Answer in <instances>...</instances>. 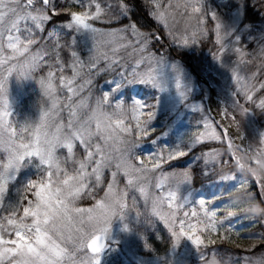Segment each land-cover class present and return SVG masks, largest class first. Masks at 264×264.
<instances>
[{"label": "snow or ice", "instance_id": "1", "mask_svg": "<svg viewBox=\"0 0 264 264\" xmlns=\"http://www.w3.org/2000/svg\"><path fill=\"white\" fill-rule=\"evenodd\" d=\"M141 2L167 32V46L134 18L137 0H117L115 6L101 0H0V264H187L193 250L206 260L202 248L218 239L231 242V221L240 213L264 220V174L258 172L264 170V149L249 151L244 161L229 136L232 126L239 134L238 117L264 115V81L259 87L253 82L264 73L257 68L249 77L240 74L242 65L253 62L245 57L264 60V29L255 35L248 16L254 9L264 17V0H236L228 23L204 0ZM209 16L218 46L212 59L236 85L230 126L209 122V91L182 62L209 38ZM177 17L185 22L179 35L169 25ZM245 36L258 45L256 54L238 46ZM81 41H91L86 52ZM229 52L236 61L226 58ZM205 71L210 76L212 66ZM101 78L107 90L98 86ZM29 88L38 99L20 111L19 96ZM137 89L150 91L141 95ZM181 110L198 112L197 127L204 131L140 154L145 141L156 146L169 135L165 129H172ZM222 118H229L227 108ZM224 138L227 159L208 147ZM259 139L264 144V132ZM198 146L208 149L193 157L203 161L202 177L235 181V173L223 171L235 161L240 174L258 184L259 203L255 193L243 205L223 207L216 206L218 195L191 199L195 169L185 158ZM239 188L247 191L246 181ZM253 238L257 243L236 264H264V233Z\"/></svg>", "mask_w": 264, "mask_h": 264}, {"label": "rangeland", "instance_id": "2", "mask_svg": "<svg viewBox=\"0 0 264 264\" xmlns=\"http://www.w3.org/2000/svg\"><path fill=\"white\" fill-rule=\"evenodd\" d=\"M108 3L112 4L113 2L111 0H107L105 4H108ZM204 3L206 4V6H208L210 11H215V10H213L214 7H220V9L222 7H224L225 9L220 10V11L216 10V12L222 21H224L225 23H228L230 21L232 14L235 11L236 0H204ZM150 18H151V21L153 23H155L159 29H161V36L166 37L170 41V38L167 36V32L163 29L162 24H159L151 16H150ZM207 19H208L209 27L207 25L206 26L209 29V32H211V34L213 35V43L210 45V47L214 46L213 51L212 50H206V49L203 50L200 48L196 55H191L189 53L191 58L189 60L187 59V64L191 68H188L186 66V63L184 62V60L182 62L185 64L186 68H188L190 71H193L194 74L198 77V82L200 84V87L208 90L209 96L211 95V92H210V89L208 88V85L205 84V81H208L210 83L211 89H212V95H214V97L211 98V96H210V99L204 100L205 108L208 109L207 106L209 104H211L210 110H212L215 113V115L219 118H222L223 110L225 108H227L229 118L225 121H227L229 123V125H232L231 114L233 112V108H232L233 97L231 96V91L235 89L236 85L231 80L230 71L227 69L219 68V66L216 64V62L213 61V59H212V53L218 51V46H215V43H214V41H215V36H214V32H213L214 22L211 21L210 16ZM169 25L175 31V33L177 35H179L184 30L185 22H184V20L177 17V22L173 23L171 20H169ZM155 33L160 35L157 31H155ZM257 36H259V33H257ZM245 37L243 39H245ZM243 39H242V41H243ZM170 43H171V41H170ZM90 44H91V41L88 42V45H85L83 43V41H81V43L78 47L80 48V50L86 52L87 47L90 46ZM246 45L247 44L242 46V42H241V44L238 46L241 47L242 49H244L243 47H245ZM244 50L246 52L256 54L258 52V45L255 43L252 49L245 48ZM225 56H226V58H229L230 61H236V59H237V56L232 52L226 53ZM245 59H252L253 62L250 65H242L241 66V71H240L241 76L249 77V76H251V74L254 71L257 70V68H259V70L262 72L264 60H261L258 56H256V58H254V59L252 57H245ZM209 66H212V72H211L210 76H209L208 72L205 71V69H208ZM261 81H264V78L262 79L261 76H259L253 82L256 83L257 87H259V83ZM99 86H103L104 89L107 90V85H105L104 80ZM149 91L150 90H147V89H137V92H139V94H141V95H145ZM30 95L31 96L33 95L34 97H36L38 99L37 94L34 91H32L31 88H29L20 94L18 102L21 101L26 96H30ZM195 95L197 97H199L201 95L199 88L197 89ZM240 99H241V103H243V98L241 97ZM256 114L257 115L259 114V118H262V120L258 119L256 115L255 116H249L247 118L238 117V119L240 120V131H242L244 136H246V137H243V139H240L239 136L237 137L233 133L229 134V136L231 137V139L234 142L232 150L237 151V155L244 161H247V159H248V155L246 153H244L245 148H246V146H245V148L243 146L244 142H245V144H247V148L249 145H252L251 148H252L253 152L260 150V149H264V144L260 143V139H259V133L264 132V115H262L259 111H257ZM207 115L210 117L209 111L207 112ZM64 117H65V119H67V112L64 113ZM200 121H201V116L198 112L193 113L189 110H181L180 118L173 124L172 129H170V130L165 129L166 131H169V135L167 137H162L156 146H153L150 143V141H145L143 143L142 149L140 150V154L146 156L149 152L159 151V149L161 147H163L165 144H168L171 146L177 141V139L180 136H182L184 134H191V133H195L197 131H204L202 126L200 128L197 127V124ZM209 122L213 123V121H211V119ZM217 123L221 124V121L218 120ZM230 128L233 131H235L234 126H232ZM218 131H220V129H218ZM247 134L249 136H247ZM208 147L209 148H212V147L217 148L221 152L227 154V151H228V149H227V138H224L223 143H220L218 141H209ZM197 148H199V146ZM204 150L207 151L208 149L204 148ZM226 154H225V156H226ZM192 155L193 156L190 155L189 158H193L194 156H197V154H192ZM192 160L195 161L194 158ZM233 162L235 164V161H233ZM201 163H202V168H203L204 165H203L202 160H201ZM209 167H211V166H209ZM235 168L237 170V174H236L237 179L235 181L229 180V181L219 182L218 177H215L213 180H211L205 184L204 189L199 190V189H193L191 187V189H190V191L192 193L191 199H193L195 201V200L200 199L201 197H204V198L210 200V199H212L213 195H218V196H221L222 199L217 200L215 202L216 206L223 207L225 202H233V201L238 203V204L243 205L247 200L248 193H252V192H248V191H245L244 189H240L239 184L241 183L242 180L246 181V185L248 188V187H250V184H252V183L248 179H245V178L241 177L240 175H238L240 173V169L236 166V164H235ZM164 170L168 171L166 169H164ZM258 172H261V174H264V170H258ZM225 174H228V173H225ZM156 175L158 176L159 173H157ZM118 179L120 180V187L123 188L124 187L123 178L118 177ZM153 183H155V179H153ZM253 183L256 184L255 181H253ZM153 191H155V189H153ZM229 193H231V195H229ZM183 194L187 195L188 190H184ZM138 207L140 208L141 212L146 211V209L144 208L143 200L139 201ZM251 215H252L251 213H247V214L246 213H240L238 216H236L232 219V221H231V227H232L231 236H233V237L237 236V233H239L240 231L245 230V229H250V227L252 226V222L248 220L249 219L248 217H250ZM142 221H143V217H142ZM227 226L228 225L226 224L225 227H227ZM157 227L160 229L161 234L167 238V232L165 229H163V225L160 224V225H157ZM148 231H151V229H149ZM231 240H233V239H231ZM157 243H159V242H157ZM161 247H164V246L161 245ZM189 247H191V246L189 245ZM202 249H204V248H202ZM162 250H161V254L163 253ZM180 252H181V254H183V252H184L183 247L180 249ZM105 259H106V261H111V260H114L115 257L114 256L105 257ZM120 259L123 260V259H126V257L123 254H121ZM213 260L214 259H209L207 261L201 260L199 258V256L196 254L195 250H193L192 253L186 257L187 264H212Z\"/></svg>", "mask_w": 264, "mask_h": 264}, {"label": "trees", "instance_id": "3", "mask_svg": "<svg viewBox=\"0 0 264 264\" xmlns=\"http://www.w3.org/2000/svg\"><path fill=\"white\" fill-rule=\"evenodd\" d=\"M106 1L107 0H101V3L105 4ZM111 1L113 2L112 5L115 6L117 3V0H111ZM223 9H225V8L224 7H222L221 9H220V7H214L213 8V10H215V11L216 10L220 11ZM134 12H135L134 18L141 25H143V28L145 30H151L153 32L157 31L160 35H158V34H156V35L161 36V29H159L156 26V24L151 21L150 15L148 14V9L143 5L141 0H137L136 7L134 8ZM248 16L254 21V29H255L254 34L257 35V33H259L261 29H264V17H261L254 9H249ZM207 26L209 27V23H207ZM161 37H162L161 42L164 43L165 46H167L170 43V41L164 36H161ZM248 39L249 38L246 36L245 39H243V41H242V46L247 44L245 47H243L244 49L245 48L252 49L254 44H255V42H252ZM212 43H213V35L211 34V32H209V38L205 39L203 41V43L198 45L193 52H190V54L196 55L200 48L203 50L206 49V50H212L213 51L214 46L210 47V45ZM190 58H191V56L188 53L183 59L188 68H191L187 64V59L189 60ZM177 59H179V57H177ZM262 73H264V65H263ZM261 78L263 79L264 76H261ZM102 82H103V79L102 78L99 79L97 81L98 86ZM36 101H37V98L34 97L33 95L32 96L31 95L26 96L25 98H23L21 101L18 102V109L20 111L26 112L32 108V106L36 103ZM256 116L258 119L262 120V118H259V114L258 115L256 114ZM247 136H249V135L247 134ZM251 146L252 145L249 146V150L251 152H253ZM202 151H205L204 148L199 146V148L196 149L194 154L200 155V153ZM191 156H193V155H191ZM189 157L185 158V162L191 164L193 169H195V172H194L195 182L193 183V185L191 187L193 189H199V190L204 189L205 184L207 182H209L210 180L202 177L200 174L201 169H202L201 161H193L192 160L193 158H189ZM224 158L225 159L228 158L227 154H226V156H224ZM165 169L168 171L171 170V169L167 168V166L165 167ZM223 171H224V173H228V174H233V173L237 174V170L235 168L234 162H232L230 166H225ZM238 175H240L241 177H243L245 179H248L252 183V184H250V187L247 188V191L255 193L257 196V203H259V201H260V190H259L258 184H254L253 178H251L246 172L243 175H241L240 173ZM214 178L215 177H213L212 180ZM21 179H23V177H21ZM87 203L88 202L85 201V205ZM260 207H264V204H260ZM0 214H3V213H0ZM248 220L252 222V226L250 227V229H245V230L240 231L238 233L239 235H237V236H234V237L231 236V239H233V240H231V242L221 241L218 239L217 243L215 245H212V246H209L208 248L202 249L201 251L203 252L205 257L207 258L206 261L209 259H214L216 261H220L221 264H223L224 261H229V264H235L237 257H243L244 255H246L247 253L244 252V249L248 248L252 244L257 243V241L253 237H255L261 233H264V220H261L259 218H257L256 220H252V219H248ZM148 234L151 236L152 232L148 231ZM162 249H163V247H161V250Z\"/></svg>", "mask_w": 264, "mask_h": 264}, {"label": "water", "instance_id": "4", "mask_svg": "<svg viewBox=\"0 0 264 264\" xmlns=\"http://www.w3.org/2000/svg\"><path fill=\"white\" fill-rule=\"evenodd\" d=\"M210 92H211V98H213V95H212V89L210 88ZM212 114H213V116L216 118V119H220L221 121H222V124L224 125V126H229L228 125V123L225 121V120H223L222 118H217L216 116H215V114L212 112ZM235 132V131H234ZM231 133H233V131H229V134H231ZM233 134H235L237 137L239 136H241V134L239 133V134H237L236 132L235 133H233ZM243 146H244V148H245V142H244V144H243Z\"/></svg>", "mask_w": 264, "mask_h": 264}]
</instances>
